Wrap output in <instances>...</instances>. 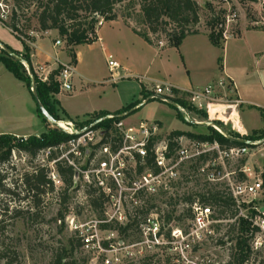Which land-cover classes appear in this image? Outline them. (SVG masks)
Returning a JSON list of instances; mask_svg holds the SVG:
<instances>
[{
  "label": "rangeland",
  "instance_id": "obj_1",
  "mask_svg": "<svg viewBox=\"0 0 264 264\" xmlns=\"http://www.w3.org/2000/svg\"><path fill=\"white\" fill-rule=\"evenodd\" d=\"M194 1L201 8L200 24L195 28L200 33L209 32L208 23L214 15H220L225 20L223 28L227 36H236L242 29H264V0ZM41 2L46 4L47 0H21L20 6H16L14 0H9L8 3L13 6V10L15 11L14 5L17 8L21 31L18 38L0 23V44L9 47L14 52L25 54L23 44L30 46L26 41L46 43L52 47L57 40H60L62 44L59 49L68 53L64 39L56 31H48V33L40 31L37 17L41 11L39 8ZM207 5L211 6L214 12H211ZM115 13L118 18L123 19L134 29L140 32L145 31V27L141 25L139 7L129 0L118 4ZM98 20L101 21L100 18ZM99 26L98 23L97 28ZM158 37L161 41L156 40ZM152 39L158 45L160 42L167 43L165 35L152 36ZM90 51L93 55L94 76H90V80L84 81L82 85L74 81L76 87L73 91L61 92L57 97L60 105L57 108L61 118L60 122H72L78 129H81L86 121L91 120L95 111L120 108L121 103L126 102H143L142 84L139 80L125 78L120 70L118 72L121 78L113 79L107 58L100 48L92 47ZM32 68L34 71L35 68L33 66ZM34 74L36 75L35 71ZM228 93V96L223 97L221 104L232 105L234 103L233 93L231 91ZM218 108L221 107L212 106L211 117L219 116L224 120L226 112H224V117H221V110L216 114ZM251 109L255 108L251 107ZM34 113L35 102L24 84L0 63V130L4 133L21 131L20 133L30 135L44 133L46 129L44 123ZM227 113L229 115L230 110ZM156 119L162 122L160 123L162 133L159 140L168 139L170 133L174 131L195 135L208 133L207 127L193 124L195 120H204L195 112L185 108L184 112H181L159 101L148 102L131 114L126 121L128 124H136ZM241 124L249 133L244 136L251 135L263 126L257 112L243 115ZM52 127H57L64 132L54 124H51ZM224 127L222 130L227 134L231 131L237 132L231 123ZM19 139L16 137V142ZM256 142H260L258 147L251 151L245 160L234 166L230 164V169L239 172L242 165L249 162L257 172L264 171V139ZM47 158V152H41L36 158H32L24 152L14 150L11 162L2 168L3 173L7 174L5 188L11 193H0V264L10 262L12 264H55L54 260L59 254H64L62 264H227L230 256L235 252L238 230L231 229V221L220 227L215 237L205 239L200 244L193 243L189 237L183 241L181 237H178L179 235H174L175 231H181L183 235L191 231L189 218L183 216L190 205H187L183 198L201 194L210 185L213 190H225L222 186H216L207 181L205 174L209 172L207 168L210 165L207 167V164L204 165L198 161L188 165L183 174L193 172L191 182L182 183L179 188L172 189L168 194L159 192L152 196L149 204L157 205V209H153L150 214L152 223L134 224L131 229L123 233L116 231L107 233L96 228L97 214L92 212L88 205L86 188L81 181L77 180L75 183L77 189L70 190L68 193L67 214L58 196L65 188L64 185L57 186L53 193L48 192L47 195L40 197L41 203L37 208H33L31 205L33 203L25 199L27 193L22 185V177L42 167L51 170V164ZM215 186L217 188H214ZM121 191L125 208L119 206L116 201L106 205V218L115 219L125 216L128 212L134 213L130 203L134 193L129 189ZM114 195L119 197L120 192L115 191ZM254 203L259 204V207L264 206V202L254 201L250 205L245 204L241 211L245 214L251 213ZM169 212L173 213V218L182 217L180 221L175 220L174 223L172 221L169 225H165L166 221H164L163 234L155 239L154 234L160 227L157 219L159 216H166ZM232 214L229 213L230 220L233 218ZM63 215H65L64 220L61 218ZM71 218L74 220L72 221ZM83 236L90 237L89 247L84 245ZM101 242H109L107 251L98 249L97 244ZM255 263L253 261L249 264Z\"/></svg>",
  "mask_w": 264,
  "mask_h": 264
},
{
  "label": "built area",
  "instance_id": "obj_2",
  "mask_svg": "<svg viewBox=\"0 0 264 264\" xmlns=\"http://www.w3.org/2000/svg\"><path fill=\"white\" fill-rule=\"evenodd\" d=\"M8 2L9 0L0 1V23L4 26L8 25L13 13V6ZM103 22L101 19L99 25ZM224 37L227 38V33H224ZM26 42L30 45L29 54L31 56L34 46L30 41ZM61 44L62 42L57 40L55 46L60 47ZM162 44L160 42V46ZM55 63L58 64L57 68L43 64L36 66L34 71L41 82L49 83L51 75L59 69L55 81L59 84L61 92L70 93L73 90L72 79L76 72L75 64L72 61L61 63L58 59L55 60ZM107 63L112 78L117 79L120 65L110 55L107 58ZM24 66L26 67V65ZM228 91L230 92L231 89L225 81L209 84L203 89L184 91L181 94H176L178 90L174 86L154 84L152 96L163 97L173 102L176 98H183L189 106L198 111L207 112L209 115L208 122H216L218 120L215 119L218 117L212 118L210 109L212 106L227 107V109L231 107L229 104L220 103L223 101V97L228 96ZM227 109H224L226 113ZM180 111L184 112V108L180 107ZM115 119L119 118L112 114L97 121H113L116 136L109 138H106L103 129L94 128L97 122L81 129L75 128L72 122L57 121L54 124L63 129L64 133L72 139L59 147V150L63 152L62 156L50 162L49 178L55 188L62 185L56 163L64 159L74 168L75 183L78 180L84 183L85 188H97L102 191L108 201L104 205L103 217L101 219L96 218L98 230H100L98 227L100 224L124 225L128 223V213L115 219L106 218V205L116 201L119 206L125 208L121 190L129 189L134 193L130 203L131 207H136L140 205V196L144 194L149 196H155L159 192L168 194L172 189L179 188L182 183L191 182L194 173L190 172V174L184 175V169L202 158H207L208 161L204 163V165L207 164V167L210 165L207 168L209 172L205 174L207 181L210 184L222 186L225 188L224 192L231 196L239 213L236 218L230 221L234 222L241 218L250 224L252 258L264 261V206L259 207V204L254 203L251 213L245 214L241 211L245 204L250 205L254 201L264 202L262 172H257L249 162H245L239 172L229 167L230 164V166H234L236 163L245 160L260 142H250L245 146H228L216 141L201 142L182 136L172 140L176 146L171 150L169 137L159 140L162 133L159 122L141 121L136 124H128L126 119H119L118 121ZM113 146H117L116 149ZM51 151L56 152L57 148L48 150L47 157ZM216 186L214 188H217ZM208 188H211V185ZM115 191L120 192L119 197L114 195ZM188 208L192 215L188 219L191 224V231L185 235L181 231L174 232V235H179L178 237H181L183 241L189 237L193 243L200 244L205 239L215 237L219 228L229 222L218 217L215 207L202 203L198 198L193 200ZM71 220L74 219L71 218ZM148 222L152 223L153 221ZM105 232L108 233L109 231ZM91 237L93 238V235ZM157 237L158 232L154 234V238ZM89 238V236L82 237L86 247H89ZM97 247L104 252L108 250L103 248L102 242L98 243ZM253 261L254 259L251 262Z\"/></svg>",
  "mask_w": 264,
  "mask_h": 264
},
{
  "label": "trees",
  "instance_id": "obj_3",
  "mask_svg": "<svg viewBox=\"0 0 264 264\" xmlns=\"http://www.w3.org/2000/svg\"><path fill=\"white\" fill-rule=\"evenodd\" d=\"M16 6H20L21 0H14ZM124 0H47L46 4L41 2L39 8L41 9L37 20L39 24L40 31H56L57 34L64 39L66 46L68 47V53L71 58L72 63H76L75 50L81 45H91L97 42L98 37L96 34L97 25L99 23L98 18L102 19L104 22L114 21L118 19L115 13V8L118 4L122 3ZM255 1V0H252ZM132 4H135L140 9L141 25L145 27L144 32H140L134 29V32L142 37L146 42L150 44H155L152 36L165 35L167 38V45L173 48H179L183 41L192 35H198L200 32L195 30L200 24V11L201 8L199 4L194 0H129ZM13 10L10 22L6 26L14 35L19 38L20 27H19V16L17 15V8ZM211 9V6L207 5ZM224 23L225 20L221 16H213L209 23L208 38L210 43L219 49H223L226 39L224 37ZM160 40V38H156ZM161 41V40H160ZM24 48L26 50L25 54L18 52H12L23 59L24 62L28 63L32 67L31 56L29 54V47L25 44ZM0 63L5 67L7 71L13 74V76L22 82L30 95L32 96V80L27 72L26 67L23 63L15 60L13 57L9 56L5 50L0 47ZM218 64L220 70L223 68L222 57L218 59ZM59 73V69L54 72L50 77L49 83H43L36 77V87L40 102L49 112V114L56 120L60 121V115L58 113L59 102L55 99V96L60 93L59 84L55 81V76ZM176 94H179L178 92ZM142 100L148 99L152 96V93H148L144 88L141 91ZM33 98V96H32ZM34 100V99H33ZM141 100V101H142ZM156 101V100H152ZM35 102V101H34ZM176 104L180 107L189 109L195 112L198 116H201L204 120L208 121L209 117L207 112L198 111L197 109L189 106V104L183 100V98H176L174 100ZM141 102L131 103L122 110L113 113L115 117L128 112L132 108L136 107ZM174 108V107H173ZM262 121L264 123V109L258 108ZM36 113L38 118L44 123L45 132L38 136H30L26 140L20 138L16 142V137L12 135H0V193H11L10 190L5 188V181L7 179V174L3 173V167L11 162L12 152L14 150H19L36 158L41 152H47L48 150H53L57 148V151H51L48 156V161L52 162L60 158L63 154L59 150V147L66 144L72 137L68 136L62 132L57 127L51 128V123L44 118V116L39 111L36 106ZM112 115L108 112H98L94 113L91 120L86 121L82 124L84 126H91L95 122L104 119L105 117ZM180 115V113H179ZM70 120V119H69ZM118 121L119 119H115ZM221 129H224L225 125L221 121L215 122ZM95 129H103L106 133V138L110 136H116L114 130L113 121L103 120L97 122L94 127ZM207 134L195 135L191 133H185L182 131H174L169 135L170 146L169 148L173 150L175 148V143H172L174 139L180 138L182 136H187L193 140L197 141H209L218 142L223 145L228 146H245V144L231 141L222 135L220 132L215 130L213 127H207ZM228 135L235 139H241L248 142H256L264 139V127L261 130L253 132L249 136L241 135L237 132L231 131ZM117 146H113L116 149ZM150 161V160H149ZM207 158H202L198 162L206 163ZM56 169L60 178L62 180V185L65 188L59 193L61 200V206L64 212L68 213L67 203L69 201V191L76 190L75 188V171L72 166L68 164L66 160H60L56 163ZM50 170L46 167L39 168L34 173L25 174L21 181L25 188L27 196L25 197L33 208L39 207L41 200L40 197L47 195L48 192L53 193L55 190L54 184L49 178ZM263 188H264V171L262 172ZM86 199L88 205L92 212L96 213V217L101 219L104 213V205L108 201L105 195L100 189L97 188H86ZM167 194V193H166ZM198 199L205 203L206 205H211L215 207L218 217L222 220L230 221L229 213H233L234 219L238 215L239 211L233 202V199L229 194L218 189L213 190L211 188H205L204 192L201 194L189 195L183 198L187 205H190L193 200ZM35 198H38L35 200ZM151 198L147 194L140 196L141 206H134V213L128 212L129 221L127 226L120 224H100L98 225L100 230L103 231H116V232H126L134 224L143 223L147 224L150 220V214L153 209H157L156 204H149ZM194 198V199H193ZM189 203V204H188ZM31 207V208H32ZM65 214V215H66ZM173 213L169 212L166 216H159L157 219L160 227L158 229V237L163 234L164 221L165 225L174 223V221H180L181 217L173 218ZM63 215L61 218L64 220ZM158 215V214H156ZM183 216L191 218V211L186 210ZM231 229L238 230V236L235 243V252L230 256L227 264H249L252 259L258 264H264L263 260H257V258H252V252L250 248V233L252 232L250 224L244 219H237L231 224ZM109 242H102L104 249H108ZM66 251H64L65 253ZM64 260V254H59L55 258V264H62ZM8 264H12L11 262Z\"/></svg>",
  "mask_w": 264,
  "mask_h": 264
},
{
  "label": "crops",
  "instance_id": "obj_4",
  "mask_svg": "<svg viewBox=\"0 0 264 264\" xmlns=\"http://www.w3.org/2000/svg\"><path fill=\"white\" fill-rule=\"evenodd\" d=\"M96 34L97 42L81 45L75 50L76 72L72 79L73 89L76 87L74 81L82 85L84 81L90 80V76H94L93 55L90 50L92 47H99L106 58L110 55L118 62L119 70L125 78H136L142 84L141 90L144 88L148 93H152L154 84L174 86L181 94L184 91L203 89L209 84L225 81L233 93L234 103L228 109L220 106L221 108L216 111L218 114L221 110L223 117L222 111L225 108L228 111L232 108L229 115L226 113V120L216 117L225 125L231 123L235 131L241 135L249 134L241 124L242 116L251 112L259 113L256 108L264 109V29H242L236 36H227L223 49L214 47L209 41L208 33L203 32L188 36L178 49L169 47L166 43L161 46L156 43L150 44L134 32L133 26L121 18L103 22L97 28ZM32 44L34 49L31 62L34 68L46 63L57 68L56 59L61 63L71 62L69 54L54 44L52 47L46 43ZM220 57L223 60L222 70L218 64ZM120 78L118 74L117 80ZM58 95L55 97L56 100ZM130 104L121 103L120 108L94 113L113 114ZM34 114L38 118L36 104ZM155 121L162 123L161 120ZM262 124L261 129L264 127L263 121ZM20 132L4 133L0 130V135L18 138L38 136Z\"/></svg>",
  "mask_w": 264,
  "mask_h": 264
},
{
  "label": "water",
  "instance_id": "obj_5",
  "mask_svg": "<svg viewBox=\"0 0 264 264\" xmlns=\"http://www.w3.org/2000/svg\"><path fill=\"white\" fill-rule=\"evenodd\" d=\"M0 47L5 50V52L13 57L15 60L23 63L24 65H26L28 74L32 80V88H31V92H32V96L33 99L35 101L36 106L38 107L39 111L41 112V114L44 116L45 119H47L51 124H56L57 121L49 114V112L46 110V108L43 106V104L40 102L39 97H38V93H37V87H36V77L35 74L33 72L32 67L23 61V59L21 57L16 56L12 50H10L9 48L3 46L2 44H0ZM152 100H156L159 101L161 103L164 104H168L178 110H180V107L178 104H176L175 102L165 99L163 97H159V96H150L148 99L144 100L140 105H137L136 107L132 108L131 110H129L126 113H123L119 116H117V118L119 119H127L131 114L135 113L138 109L142 108L144 105H146L148 102L152 101ZM194 125H199V126H204V127H213L215 130L219 131L222 135H224L226 138H228L231 141H237L243 144H250V142L245 141V140H241V139H235L230 137L225 131H223L215 122H204V123H198V122H194Z\"/></svg>",
  "mask_w": 264,
  "mask_h": 264
},
{
  "label": "bare ground",
  "instance_id": "obj_6",
  "mask_svg": "<svg viewBox=\"0 0 264 264\" xmlns=\"http://www.w3.org/2000/svg\"><path fill=\"white\" fill-rule=\"evenodd\" d=\"M212 108V107H211ZM211 110V109H210ZM219 112V111H218ZM222 114L224 115V111H222ZM224 117V116H223ZM224 119H225V117H224ZM63 125V124H62Z\"/></svg>",
  "mask_w": 264,
  "mask_h": 264
}]
</instances>
